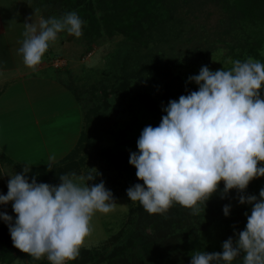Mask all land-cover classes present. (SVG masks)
Segmentation results:
<instances>
[{
	"label": "clouds",
	"instance_id": "clouds-1",
	"mask_svg": "<svg viewBox=\"0 0 264 264\" xmlns=\"http://www.w3.org/2000/svg\"><path fill=\"white\" fill-rule=\"evenodd\" d=\"M84 24L76 11L26 21L18 49L25 66L36 69L59 33L79 38ZM188 80L198 90L170 100L159 125L142 130L129 163L143 183L129 187L127 196L150 214H165L179 204L196 216L223 181L224 196L235 189L239 204H250L245 225L235 241L229 237L223 242L222 252L195 251L190 264H264V182L258 186L260 195H244L249 182L264 173V62L250 56L233 60L227 70L205 65ZM30 171L25 164L22 173L8 175L0 205L11 202L15 219L0 212V220L20 251L68 264L79 256L95 213L115 208L113 193L103 181L89 186L97 177L91 174H63L61 183L50 185L35 177L30 182ZM230 212L231 205H225L224 215Z\"/></svg>",
	"mask_w": 264,
	"mask_h": 264
},
{
	"label": "trees",
	"instance_id": "trees-1",
	"mask_svg": "<svg viewBox=\"0 0 264 264\" xmlns=\"http://www.w3.org/2000/svg\"><path fill=\"white\" fill-rule=\"evenodd\" d=\"M34 1L38 4L48 0ZM57 1L67 7V12L76 11L85 21L82 31L86 44L98 42L103 37L110 39L122 35L124 42H131V49L123 51L120 47L118 53L112 55L120 58L116 62L118 66L110 65L106 72L110 76L115 74L113 80L104 77L103 81L108 84L103 85L101 81L92 87L89 99L92 106L72 152L56 165L31 166L30 182L35 177L38 183L58 185L61 175L75 172L97 176L89 186L103 181L106 187L113 188L122 186L123 179V184L130 187L143 183L129 163L130 152L123 147L126 144L117 140L112 147L98 146L96 136L100 132H110V129L113 133L119 131L125 139L126 134L122 131L131 127V122H137L141 110L145 113L142 118L158 126L166 114L163 108L170 100H178L181 95L198 90L194 82H189L190 76L175 71L182 66V60H197H192L190 48L180 52L177 45L191 42L194 24L189 16L196 18V12L204 6L212 5L221 11L222 17L213 34L216 35L215 42L223 43L230 50L232 59L243 61L251 56L264 62V0ZM215 42L209 43L205 38L206 49H196L198 57L205 58L207 49H213ZM261 95L264 96V90ZM92 163L98 164L97 170H92ZM262 182L264 173L257 174L244 195L253 192L260 195L258 186ZM223 188L221 181L217 192L206 202L205 211L201 204V212L196 216L179 204H173L165 214H150L137 202L135 208L128 210L126 224L131 228L110 238L105 242L110 246L104 244L101 250L80 248L79 256L68 264H190L195 251L222 252L224 241L229 237L234 241L237 239L235 233L245 225V213L250 210L249 203L239 204L235 189L224 196ZM227 204L231 205V212L226 217L223 207ZM3 212L15 219L11 202L4 206ZM20 261L51 264L46 257L31 258L17 249L8 226L2 221L0 264Z\"/></svg>",
	"mask_w": 264,
	"mask_h": 264
},
{
	"label": "rangeland",
	"instance_id": "rangeland-1",
	"mask_svg": "<svg viewBox=\"0 0 264 264\" xmlns=\"http://www.w3.org/2000/svg\"><path fill=\"white\" fill-rule=\"evenodd\" d=\"M0 5L3 7V12H6L3 14L5 27L9 26V14L12 13L15 15V9L17 10L16 12H18L17 16L20 18L22 16H25V18L31 17V13L34 12V10H38L39 17L42 15L45 18L51 16L60 17L67 12V7L64 6L61 1L57 0H48L47 2L41 1L38 4L34 0H19L18 3L16 0L15 4H13L12 0H0ZM195 15L196 18L189 16L192 24H194V31L192 32L194 36L191 39V42L182 43L181 45L178 44L177 51L183 52L184 50L190 48L192 60H199H196L195 62L182 60V66L177 68V71L175 72L180 73L182 76H191L198 74L201 67L205 65L212 71L222 69L223 67L226 70L231 68L232 61L234 59H232L229 55L230 50L223 43L215 42L216 35L213 34V32H215L218 28L219 20L222 17L221 11L212 5H206L199 12H196ZM186 37H188V35H186ZM1 38L2 34H0V42L2 40ZM205 38L209 41V43L215 42V46L213 49H207V56L205 58H201L198 57L196 49H206V45L204 44ZM130 45L131 42H124L122 35L113 36L110 39L103 37L102 39H99L98 42H93L89 45L84 42L83 31L79 38L74 35H69L66 32L59 33L57 40L55 42H51L50 47L42 60L45 62V66H48V70L43 72V74L49 76L56 75L57 78L59 77L58 80L61 82L59 86H63L62 83L65 84V88L72 94V96L75 94L74 96L79 98L76 100L81 111V129L85 126V116H87L88 110L92 106L89 101L92 87L96 86L97 82L101 81L103 85L108 84L106 80L103 81L104 77H109L112 80L115 78V74L110 76L107 73L106 75L110 65L115 67L118 66V64L116 65V62L120 58H115L117 55L113 58L112 55L120 50V47L124 49L123 51H126V48L131 49ZM210 50L213 52L210 53ZM142 51L147 52L143 48ZM130 64H132V62H130ZM55 68L56 73L53 72V69L55 70ZM30 81L32 82L33 79L30 78ZM43 85L44 83L40 79L38 84L35 82L29 84L30 92H28L27 97H29L31 103L35 101V106L36 103L38 104L41 102L40 100L43 96L46 95L44 98L48 101L51 97V95L48 94L50 91L45 89ZM6 87L7 85L4 86L3 90ZM17 88L22 89V86H17ZM8 89L5 90L7 95L3 98L5 99V102L7 98V100H9V102L7 101V104L11 107L14 106L13 103L18 102V105L14 107V110L20 109L22 112L28 111L27 106L29 105L26 104L27 102L25 101L23 95H18L20 98L15 99L16 102H14V96L9 97L11 94H9ZM48 103L50 104L44 105L49 106V108L52 109L54 107L52 104H55V101H49ZM14 110H10L0 116V141H2L0 146V193L5 195L6 192H8L7 184L10 179L8 175L22 173L25 164L30 167L45 164L56 165L69 155L70 152H72L73 148L70 152H68L69 149L67 151H65V149L73 143V137L75 136L72 133L69 137L70 140L66 139L64 137L66 133L59 134L57 132L60 130L65 132L68 126H61L60 121H58V124L57 121H52L48 127L50 129L54 127V129L47 133V135H51L53 140L56 139L55 137L58 135L57 141H54V145L53 142L50 141L51 138L48 141L45 136V143L41 144L39 142L40 136L35 133V129H32L33 127L30 124L31 117H17L18 112L17 114L13 113ZM141 112L138 113L139 116L137 118V122H131V127L122 131L126 134L125 139L123 138V135H120L119 131H116V134L109 129L108 131L110 132H100L98 133V136H96V138L99 139L97 143L98 146L103 145L106 148L112 147L118 140L119 143L121 142L126 144L123 147L130 153L138 151L137 140L142 130L148 125L155 127V125L147 118H142V115L145 116V113L142 112L141 114ZM74 116H76V114H71L70 119L73 120L72 118ZM119 119H122V117H119ZM118 122L119 120L117 123ZM44 132L46 133V131ZM42 145H45L49 149L50 152H48L53 159H55L56 156H59L60 158L63 153L66 155L63 154L61 159L49 162V159H45V146L43 148ZM60 149H62V151H59ZM45 153H47V151H45ZM92 165V170L98 169L97 163H92ZM79 175H83V173ZM122 181V186L118 185L113 188L105 186L113 193L116 206L108 214L99 212L95 213L91 220L92 231L85 237L81 248L101 250L100 248L104 244L110 246L105 243L109 242L110 238L118 235L125 228H131V226L127 227L126 224L128 210L135 208L137 202H131L130 198L127 196V189L130 186L123 184L125 183L124 179ZM4 206L5 205H0V212H3ZM1 223L2 220H0V224ZM15 264L27 263L25 261H20Z\"/></svg>",
	"mask_w": 264,
	"mask_h": 264
},
{
	"label": "crops",
	"instance_id": "crops-1",
	"mask_svg": "<svg viewBox=\"0 0 264 264\" xmlns=\"http://www.w3.org/2000/svg\"><path fill=\"white\" fill-rule=\"evenodd\" d=\"M13 4H15L16 0H12ZM11 2V1H10ZM19 0H17V3ZM17 10L15 9V15L12 13H7L9 14V26L5 27L4 25V20H3V14L6 12H3V7L0 5V34H2V40L0 42V116L10 110H14V107L18 105V102L15 101V99L20 98V94L23 95L25 101L27 102L29 106H27L28 111L22 112L20 109H16L13 111V113L18 112L17 117H31V126L33 127L32 129H35V133L40 136V143L44 144L45 139L44 137L49 139L51 138V135H47L53 128H49L48 125L52 123V121H60L61 126H68L66 128V131L63 132L62 130L58 131L57 133H66L64 136L66 139L70 140V135L73 133L75 136L73 137V143L68 146V148L65 149L68 152L71 151V149L76 145L79 135L81 132V127H80V118H81V111L79 104L74 96L65 88V84L62 83L63 86H59L61 83L56 75H46L43 74V72L47 71L48 66H45V62L42 61V63L37 66L36 69H31L25 66L23 62V56L22 54L18 53V49L22 46V42L24 40V32H25V27L24 24L27 21L28 23L34 22V20L38 23L39 20V14L37 12L36 16L34 17L35 13H31V17L33 19L25 18L23 17H18L16 12ZM18 30V31H17ZM54 68V67H53ZM56 71L53 69V72ZM27 78V79H26ZM30 78L33 79V81H30ZM39 79L43 81L44 85L43 87L50 91L48 94L51 95L49 101H55L54 109L49 108V106H46L50 103L49 101L44 98L45 96L42 97L40 100V103H36L35 106V101L33 103L30 102L29 97H27L29 90V84L30 83H37L39 82ZM29 84H28V83ZM7 85V87L3 90L4 86ZM22 86V89L17 88V86ZM11 86V87H10ZM10 87V88H9ZM42 87V88H43ZM9 88V89H8ZM54 88V89H53ZM8 89L9 94H11L9 97L14 96V102L13 107H11L9 104H7L4 96L7 95L5 93V90ZM66 89V90H65ZM22 90V93H21ZM19 95V96H18ZM23 99V100H24ZM46 104V105H44ZM61 106V107H60ZM69 112V113H68ZM71 114H76L71 120ZM75 124V125H74ZM71 127V128H70ZM74 127V129H73ZM46 131V133L44 132ZM56 131V130H55ZM56 139H50V141L53 142L55 145L54 141H57L58 135L55 137ZM0 141V146H1ZM43 146V145H42ZM45 146V145H44ZM43 146V148H44ZM57 147V144H56ZM64 149V148H62ZM60 149L59 151H62ZM45 159H49L48 161H56L61 159L63 156V153L60 158L59 156H56L55 159L50 155L49 149L45 146ZM53 150V149H52ZM49 151V152H48ZM66 155V154H65ZM47 165V164H45ZM41 166V165H38Z\"/></svg>",
	"mask_w": 264,
	"mask_h": 264
},
{
	"label": "built area",
	"instance_id": "built-area-1",
	"mask_svg": "<svg viewBox=\"0 0 264 264\" xmlns=\"http://www.w3.org/2000/svg\"><path fill=\"white\" fill-rule=\"evenodd\" d=\"M50 262V261H49ZM51 263V262H50Z\"/></svg>",
	"mask_w": 264,
	"mask_h": 264
}]
</instances>
